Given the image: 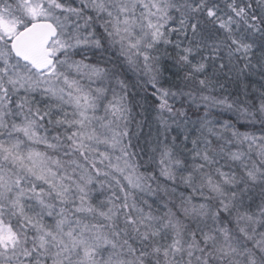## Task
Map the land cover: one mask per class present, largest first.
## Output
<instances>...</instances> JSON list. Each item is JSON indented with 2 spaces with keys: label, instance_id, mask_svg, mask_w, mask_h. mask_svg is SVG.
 <instances>
[{
  "label": "snow or ice",
  "instance_id": "snow-or-ice-1",
  "mask_svg": "<svg viewBox=\"0 0 264 264\" xmlns=\"http://www.w3.org/2000/svg\"><path fill=\"white\" fill-rule=\"evenodd\" d=\"M0 264H264V0H0Z\"/></svg>",
  "mask_w": 264,
  "mask_h": 264
}]
</instances>
